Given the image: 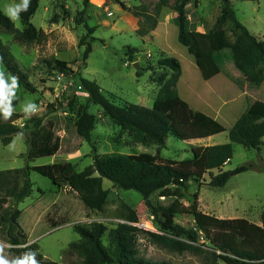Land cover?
I'll use <instances>...</instances> for the list:
<instances>
[{
  "label": "rangeland",
  "instance_id": "rangeland-1",
  "mask_svg": "<svg viewBox=\"0 0 264 264\" xmlns=\"http://www.w3.org/2000/svg\"><path fill=\"white\" fill-rule=\"evenodd\" d=\"M118 1L130 7L145 5L153 14H156V5L160 2V0H41L32 23L49 35L47 42L21 44L16 42L12 35L0 30L3 44L17 62L21 72L36 89V92H30L18 81L15 98L12 100L13 114L10 119L5 120L0 113V123L9 122L23 127L32 117H44V123L51 126L52 135L48 155L33 161L26 158L29 151L26 134H17L7 146L0 144V171L21 169L28 165L69 162L75 166L77 172H82L93 164L94 147L99 154L149 153L164 159L182 161L193 157V147L209 145L205 141H183L173 136L168 137L164 148L156 144L139 143L95 104L89 105V112L96 117L95 129L91 135L92 144L77 134L76 109L79 105L87 103L88 93L82 89L75 76L62 74L54 65L49 66L48 62L59 59L71 63L75 71L81 73L84 78L96 81L107 98L121 106L133 103L153 107L160 89L159 80L167 73L166 69L158 66V61L164 57L163 51L168 57L177 58L188 74L195 73L194 58L178 40L179 28L175 21L178 0H169V6L161 10L158 32L151 33L146 38L139 36L137 31L133 32L132 28L136 26V21L132 22L130 19L134 16L125 11ZM19 2L20 0H0V9L5 14L7 5ZM231 4L240 21L259 39L264 40V0H231ZM222 8V0H190L187 7L189 28L199 32H210L221 15ZM83 11L85 14L81 16ZM81 17L85 22L78 25L77 19ZM135 20L139 29V19ZM15 25L20 30L24 28L21 20ZM87 27L96 28L92 34L96 40L91 43L92 52L85 64L83 54L86 47L80 46V41L88 33ZM223 29L229 42L235 43L240 32L231 23L225 24ZM136 63L139 68L135 67ZM140 69L144 72L138 77L136 71ZM0 70L4 71L6 79L14 76L3 64H0ZM195 87L200 96H204L208 90L203 83H197ZM259 97L264 100L262 95ZM72 102L75 103L74 110L70 109ZM28 103L37 105L38 111L24 113L23 107ZM254 110L264 113V102L257 100ZM222 124L227 128L229 121L226 119ZM223 133L216 140V145L230 143L229 131ZM233 146L234 157L224 167L225 171H232V177L227 185L222 188L210 186L209 174L199 181L190 182L189 189L181 199L183 208L175 217L163 212L159 217H155L139 192L120 189L108 179L103 181L104 188L109 190L104 209L90 210L76 191L68 187L59 189L49 178L34 171L30 175L33 183L31 196L18 205L11 200L5 209L22 211L19 223L27 237L25 246L38 243L44 258L59 264H82V258L70 249L72 243L81 239L75 231L76 225L103 223L108 227L103 241L109 246L110 230L120 223L129 222L132 211L137 214L139 220L134 225L139 227L145 225L146 230L159 232L162 222L173 223L197 231L204 242L203 233L199 231L190 209L196 200L199 210L204 213L221 219L245 218L262 225L264 145L261 151L247 149L240 144ZM251 164L263 168V171L250 170L233 175L237 168ZM217 173L215 171V174ZM174 200L160 197L159 193L150 198L154 206L166 208ZM61 221L64 223L55 226V223ZM11 248L12 246L0 237V261L6 264L24 261V264H28V258L33 257L29 253L13 252ZM139 250L146 258L171 264H226L221 260L217 263L211 262L205 255L171 252L153 244L146 233L139 236Z\"/></svg>",
  "mask_w": 264,
  "mask_h": 264
},
{
  "label": "trees",
  "instance_id": "trees-1",
  "mask_svg": "<svg viewBox=\"0 0 264 264\" xmlns=\"http://www.w3.org/2000/svg\"><path fill=\"white\" fill-rule=\"evenodd\" d=\"M189 1L178 0L175 7L180 44L195 58L204 80L208 81L224 73L247 95L249 108L229 131L230 143L195 146L192 148L193 157L182 161L164 159L149 153L99 154L94 147L93 164L82 172H77L75 166L69 162L28 165L21 169L0 171V237L12 246L13 252L29 253L38 264H59L46 260L40 252L38 243L25 246L27 237L19 223L22 211L5 209L11 200L18 205L31 196L32 171L49 178L59 189L68 187L76 191L90 210L104 209L109 190L104 188L103 181L108 179L120 189L139 192L155 217H159L162 212L175 217L183 208L181 199L189 189L190 182L199 181L209 174L210 186L222 188L227 185L232 177V171H225L224 167L234 157L233 144L261 151L264 145V113L255 111L254 104L261 98L260 95L264 97V40L259 39L240 21L231 0H222L221 15L210 32L191 30L187 11ZM40 2L41 0H31L28 11L21 13L23 30L18 29L0 9V30L12 35L14 40L21 44L47 42L49 35L32 23ZM119 3L125 11L139 19L137 34L141 37H146L157 29L161 10L169 6V0H160L156 5V14H153L145 5L130 7L124 2ZM84 14V11L81 12V16ZM84 22L82 17L77 19L78 25ZM227 23H231L240 32L235 43H230L225 34L223 28ZM87 28L88 33L80 41V46L86 47L83 54L85 64L92 52L91 43L96 40L92 37L96 28ZM0 64L18 78L21 86L30 92H36L1 38ZM48 65H54L57 71L66 76H75L82 89L88 93L87 103L79 105L76 109V132L91 144V135L96 125V117L89 112L91 104L100 106L116 125L128 131L137 142L156 144L161 148L166 146L169 136L189 141L227 131L218 120L193 110L180 97L177 84L182 73V65L177 58L164 56L158 61V66L166 69L167 73L159 80L160 89L152 108L133 103H126L123 106L113 103L96 81L84 78L67 61L55 59L48 62ZM236 71H239L240 75H236ZM143 72L144 70L140 69L136 71V75L141 77ZM74 104L70 103L71 110L75 109ZM44 120V117H32L23 127L9 122L0 123V144L7 146L12 143L14 136L24 133L29 144L27 160L46 157L52 135L51 126L44 123ZM262 169L251 164L241 166L235 172L237 174L250 170L261 172ZM215 171L218 173L215 174ZM156 193H159L160 197L175 200L167 208L154 206L150 198ZM197 196L196 194L195 197ZM190 209L199 231L203 233L204 242L197 231L173 223L162 222L161 231L158 233L140 228L134 225L139 220L137 214L132 211L129 222L120 223L110 230L109 246L103 241L108 227L103 223L93 222L89 225L75 226V231L81 239L72 243L70 249L82 258V264H171L141 255L139 236L146 233L153 244L171 252L205 255L214 263L221 260L226 264H264V209L261 214L262 225L245 218L221 219L204 213L199 210L197 200ZM62 223L64 221L55 223V226Z\"/></svg>",
  "mask_w": 264,
  "mask_h": 264
},
{
  "label": "crops",
  "instance_id": "crops-1",
  "mask_svg": "<svg viewBox=\"0 0 264 264\" xmlns=\"http://www.w3.org/2000/svg\"><path fill=\"white\" fill-rule=\"evenodd\" d=\"M135 19L136 18L133 17L130 20L132 22L136 21V26L132 28L133 32L136 33L138 29V23ZM159 28L160 26L157 27L153 34H156ZM119 31H122V29H119ZM163 53V56L168 57L166 52L163 51ZM181 65L182 73L177 84V91L180 97L185 100L193 110L203 112L218 120L221 124L225 123V120L227 119L229 121V125L226 129L227 131H230L232 127L236 124V122L239 120V118L249 108L247 104L246 92L241 90V88L224 73L218 74L217 76L208 81L204 80L199 70V67L196 64V61L194 63V75L188 74L184 70L183 64ZM235 74L240 75V72L236 71ZM197 83H203L208 87V90L204 96L198 95L195 87ZM258 101L264 102V100L261 99H258ZM221 134L210 136L204 139H195L191 141H205L209 144L208 146H212L216 145V140L220 138ZM229 163L230 161L226 165H228Z\"/></svg>",
  "mask_w": 264,
  "mask_h": 264
},
{
  "label": "clouds",
  "instance_id": "clouds-1",
  "mask_svg": "<svg viewBox=\"0 0 264 264\" xmlns=\"http://www.w3.org/2000/svg\"><path fill=\"white\" fill-rule=\"evenodd\" d=\"M30 4L31 0H20L19 3L9 4L5 8V15L11 22L16 23L20 20L21 13L28 11ZM17 88L18 78L10 76L6 79L4 71L0 70V113L3 114L5 120L10 119L13 114L12 100L15 98V90ZM37 111V105L33 103H28L23 107L24 113H35ZM0 264H6V262L0 261ZM16 264H24V261H18ZM28 264H37V261L34 257H29Z\"/></svg>",
  "mask_w": 264,
  "mask_h": 264
},
{
  "label": "built area",
  "instance_id": "built-area-1",
  "mask_svg": "<svg viewBox=\"0 0 264 264\" xmlns=\"http://www.w3.org/2000/svg\"><path fill=\"white\" fill-rule=\"evenodd\" d=\"M136 226H138V225H136ZM139 227V226H138ZM140 228H143V229H145V228H147V226H145V225H142V227H140ZM146 230V229H145ZM147 231H150L149 229H147ZM151 232H154V231H151ZM155 232H157V231H155ZM158 233V232H157Z\"/></svg>",
  "mask_w": 264,
  "mask_h": 264
},
{
  "label": "water",
  "instance_id": "water-1",
  "mask_svg": "<svg viewBox=\"0 0 264 264\" xmlns=\"http://www.w3.org/2000/svg\"><path fill=\"white\" fill-rule=\"evenodd\" d=\"M135 67H136V68H139L138 63L135 64ZM236 174H237L236 172L233 173V175H236Z\"/></svg>",
  "mask_w": 264,
  "mask_h": 264
}]
</instances>
